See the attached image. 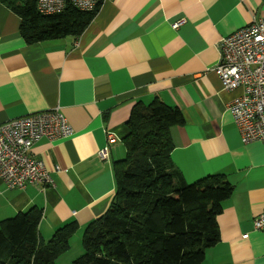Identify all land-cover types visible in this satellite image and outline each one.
Wrapping results in <instances>:
<instances>
[{
	"label": "crops",
	"instance_id": "crops-1",
	"mask_svg": "<svg viewBox=\"0 0 264 264\" xmlns=\"http://www.w3.org/2000/svg\"><path fill=\"white\" fill-rule=\"evenodd\" d=\"M260 16L264 0H103L78 37L28 43L21 17L0 1V123L59 107L74 129L32 148L53 185L8 189L0 177V221L37 208L42 239L71 221L83 232L113 200V162L125 155L134 104L159 99L183 116L170 128L171 157L186 181L221 173L234 188L204 264H264V230L254 227L264 211V141H242L227 106L243 89H223L213 70L221 39ZM106 130L117 141L102 159Z\"/></svg>",
	"mask_w": 264,
	"mask_h": 264
},
{
	"label": "trees",
	"instance_id": "trees-1",
	"mask_svg": "<svg viewBox=\"0 0 264 264\" xmlns=\"http://www.w3.org/2000/svg\"><path fill=\"white\" fill-rule=\"evenodd\" d=\"M21 17L28 43L73 35L91 23L92 11L72 3L42 14L36 0H0ZM183 121L159 99L134 104L123 141L126 156L113 162L116 189L106 213L87 224L83 253L71 264H204L220 239L217 216L233 185L221 173L186 181L172 161L170 128ZM41 211L31 208L0 221V264H56L69 251L79 225L68 222L42 239Z\"/></svg>",
	"mask_w": 264,
	"mask_h": 264
},
{
	"label": "built area",
	"instance_id": "built-area-1",
	"mask_svg": "<svg viewBox=\"0 0 264 264\" xmlns=\"http://www.w3.org/2000/svg\"><path fill=\"white\" fill-rule=\"evenodd\" d=\"M101 0H36L42 14L61 12L68 3L92 11ZM185 18L172 23L178 28ZM225 90L242 88L243 92L228 104L242 141H264V16L252 21L220 42V59L213 68ZM74 132L59 107L28 113L0 123V177L8 189L27 184L53 185L45 162L33 155L32 148L43 138L69 137ZM108 146L99 151L100 158L109 154L117 141L112 130H106ZM256 230H264V211L254 218Z\"/></svg>",
	"mask_w": 264,
	"mask_h": 264
},
{
	"label": "rangeland",
	"instance_id": "rangeland-1",
	"mask_svg": "<svg viewBox=\"0 0 264 264\" xmlns=\"http://www.w3.org/2000/svg\"><path fill=\"white\" fill-rule=\"evenodd\" d=\"M126 156V151H125V155ZM84 232V231H83ZM83 232L79 233V234H74L70 240V245L72 246L71 250L68 251L64 257L67 258V260H63V258L59 257L56 260V264H71L72 261L77 258L80 254L83 253V246H82V236H83Z\"/></svg>",
	"mask_w": 264,
	"mask_h": 264
}]
</instances>
